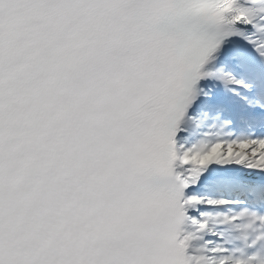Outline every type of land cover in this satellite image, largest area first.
Instances as JSON below:
<instances>
[{
    "label": "snow or ice",
    "instance_id": "obj_1",
    "mask_svg": "<svg viewBox=\"0 0 264 264\" xmlns=\"http://www.w3.org/2000/svg\"><path fill=\"white\" fill-rule=\"evenodd\" d=\"M0 264H264V0H0Z\"/></svg>",
    "mask_w": 264,
    "mask_h": 264
}]
</instances>
